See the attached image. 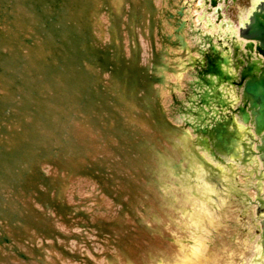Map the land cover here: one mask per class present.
Returning a JSON list of instances; mask_svg holds the SVG:
<instances>
[{
    "label": "water",
    "instance_id": "water-1",
    "mask_svg": "<svg viewBox=\"0 0 264 264\" xmlns=\"http://www.w3.org/2000/svg\"><path fill=\"white\" fill-rule=\"evenodd\" d=\"M196 1L0 0V264H249L231 195L264 264V0Z\"/></svg>",
    "mask_w": 264,
    "mask_h": 264
},
{
    "label": "rangeland",
    "instance_id": "rangeland-1",
    "mask_svg": "<svg viewBox=\"0 0 264 264\" xmlns=\"http://www.w3.org/2000/svg\"><path fill=\"white\" fill-rule=\"evenodd\" d=\"M231 1H232V0H231ZM231 1H229V2L232 4ZM246 1H247V0H237L236 2H233V3H235V4L233 5L232 8H229V7H228V8H227V7H223V10H224V12H225V15H226L227 17L230 16V18H232V17L238 15L239 13L242 12V11H240V8H242V7L245 6ZM207 16H208V15H207ZM209 16H210V15H209Z\"/></svg>",
    "mask_w": 264,
    "mask_h": 264
}]
</instances>
